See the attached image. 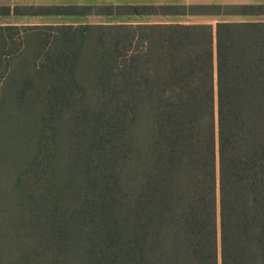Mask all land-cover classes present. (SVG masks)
Wrapping results in <instances>:
<instances>
[{"label":"trees","instance_id":"trees-1","mask_svg":"<svg viewBox=\"0 0 264 264\" xmlns=\"http://www.w3.org/2000/svg\"><path fill=\"white\" fill-rule=\"evenodd\" d=\"M32 54L0 109L43 125L20 115L0 171L35 149L50 206L12 262L264 264V25L0 29V80Z\"/></svg>","mask_w":264,"mask_h":264},{"label":"crops","instance_id":"crops-1","mask_svg":"<svg viewBox=\"0 0 264 264\" xmlns=\"http://www.w3.org/2000/svg\"><path fill=\"white\" fill-rule=\"evenodd\" d=\"M264 25V0H0V29H217Z\"/></svg>","mask_w":264,"mask_h":264},{"label":"rangeland","instance_id":"rangeland-1","mask_svg":"<svg viewBox=\"0 0 264 264\" xmlns=\"http://www.w3.org/2000/svg\"><path fill=\"white\" fill-rule=\"evenodd\" d=\"M19 45L18 43L12 44L15 47ZM32 57L33 54L31 56L17 55L13 58L11 57V66L6 72L7 78L0 80L1 89L10 87L12 85L10 81L13 80L16 74L20 77L18 73L22 71V65L27 59H31ZM84 77L88 80L89 74L87 71L84 72ZM32 112L24 113L21 110L19 112L7 108L0 109V145L9 143L12 135L15 136V124L21 123V120L18 119L20 115L29 118L30 122L32 121L28 123V129L33 127L34 122L41 128L43 121L40 119V114L37 115L35 112L34 114ZM67 124V119L61 121V126L66 127L68 126ZM0 151L3 150L0 149ZM33 152L29 148L23 147L17 164L14 165L10 162H2L1 164L2 170H5L0 171V264H15L12 261L15 259L14 255L18 252L17 247L20 244L29 247L35 235V231L31 234L30 228H26V226L34 225L39 230V219L42 218L44 209L50 206L46 199L35 203L32 200V195H37V190H30L31 188H29L28 184L29 176L32 178L33 173L25 172L31 161ZM58 158L60 157L58 156ZM17 176H21L24 182V186L21 188H18L16 185L15 180ZM22 192L25 193L22 195ZM32 212H36L39 215L38 220L35 221Z\"/></svg>","mask_w":264,"mask_h":264}]
</instances>
